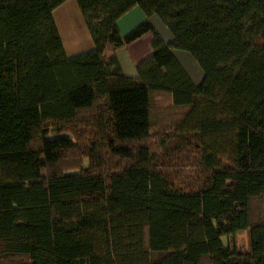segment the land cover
<instances>
[{
    "label": "trees",
    "instance_id": "16d2710c",
    "mask_svg": "<svg viewBox=\"0 0 264 264\" xmlns=\"http://www.w3.org/2000/svg\"><path fill=\"white\" fill-rule=\"evenodd\" d=\"M64 1L0 0V264H264V0H74L72 56ZM145 32L134 77L104 57Z\"/></svg>",
    "mask_w": 264,
    "mask_h": 264
},
{
    "label": "crops",
    "instance_id": "0c3cea01",
    "mask_svg": "<svg viewBox=\"0 0 264 264\" xmlns=\"http://www.w3.org/2000/svg\"><path fill=\"white\" fill-rule=\"evenodd\" d=\"M52 19L62 42L64 53L67 56L71 54V51L72 55H75L92 48V41L74 0H66L57 6L52 11ZM144 19H146V16L141 9L134 6L117 19L116 26L119 32L124 34ZM147 20L162 41L168 42L171 40L169 32L155 15L149 16ZM150 43L151 33L145 32L116 49L106 47L104 57L113 56L120 71L126 76L134 77L136 75V65L151 52ZM172 54L190 81L194 84L199 83L202 73L196 68L195 64L187 60L182 52L172 49ZM181 57L187 60V64L191 68L190 71L181 63Z\"/></svg>",
    "mask_w": 264,
    "mask_h": 264
},
{
    "label": "rangeland",
    "instance_id": "374dc122",
    "mask_svg": "<svg viewBox=\"0 0 264 264\" xmlns=\"http://www.w3.org/2000/svg\"><path fill=\"white\" fill-rule=\"evenodd\" d=\"M160 22H161V21H160ZM173 50H176V51L182 52V54L185 55V57L187 58V60L192 61V62L195 64L196 68H197L198 70H200V72L202 73L200 67L197 65V63L195 62V60L191 57V55H190L188 52L183 51V50H179V49H173ZM69 56H72V51H71V54H70ZM187 60H185L184 57H181V61H182L181 63L185 66V68H186L188 71H190L191 68H190L189 64H187ZM242 157H243V156L240 155V158H241V159H242ZM234 243H235V245H236V244L241 245V246L244 245V237H243V235L239 234L238 237L235 238Z\"/></svg>",
    "mask_w": 264,
    "mask_h": 264
}]
</instances>
